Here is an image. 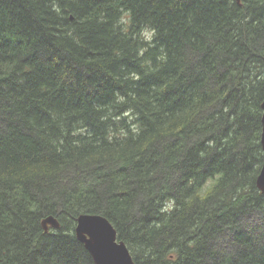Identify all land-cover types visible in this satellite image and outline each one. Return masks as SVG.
I'll list each match as a JSON object with an SVG mask.
<instances>
[{
  "label": "trees",
  "instance_id": "trees-1",
  "mask_svg": "<svg viewBox=\"0 0 264 264\" xmlns=\"http://www.w3.org/2000/svg\"><path fill=\"white\" fill-rule=\"evenodd\" d=\"M263 102L264 0H0V264H264Z\"/></svg>",
  "mask_w": 264,
  "mask_h": 264
},
{
  "label": "water",
  "instance_id": "water-1",
  "mask_svg": "<svg viewBox=\"0 0 264 264\" xmlns=\"http://www.w3.org/2000/svg\"><path fill=\"white\" fill-rule=\"evenodd\" d=\"M262 109L261 144L264 154V102ZM257 187L264 193V161L257 179ZM42 225L45 231H48L49 226L55 229L60 227L53 216L46 218ZM75 233L95 264H135L126 244L118 240L117 230L106 217L99 214H81L77 219Z\"/></svg>",
  "mask_w": 264,
  "mask_h": 264
},
{
  "label": "rangeland",
  "instance_id": "rangeland-1",
  "mask_svg": "<svg viewBox=\"0 0 264 264\" xmlns=\"http://www.w3.org/2000/svg\"><path fill=\"white\" fill-rule=\"evenodd\" d=\"M49 217H50V216H49ZM47 218H48V217H47ZM45 219H46V218H45ZM45 219H43L42 222H43ZM77 219H78V218H77ZM57 221H58V220H57ZM42 222H41V223H42ZM58 222H59V221H58ZM59 225H60V223H59ZM42 226H43V225H42ZM50 227H51V226H50ZM43 228H44V227H43ZM58 229H59V228H58ZM51 230H56V229L53 228V227H51ZM75 230H76V229H75ZM224 245L227 246L226 244H224Z\"/></svg>",
  "mask_w": 264,
  "mask_h": 264
},
{
  "label": "flooded vegetation",
  "instance_id": "flooded-vegetation-1",
  "mask_svg": "<svg viewBox=\"0 0 264 264\" xmlns=\"http://www.w3.org/2000/svg\"><path fill=\"white\" fill-rule=\"evenodd\" d=\"M43 227V226H42ZM60 228V227H59ZM44 229V228H43ZM56 230H58V229H56ZM44 231H45V229H44ZM49 231H51V227L49 226V228H48V231H45V233H49Z\"/></svg>",
  "mask_w": 264,
  "mask_h": 264
}]
</instances>
